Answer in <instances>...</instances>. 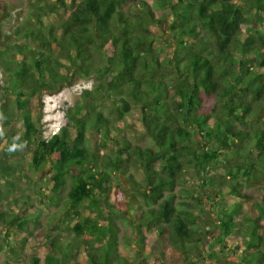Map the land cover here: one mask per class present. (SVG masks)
Returning <instances> with one entry per match:
<instances>
[{
	"label": "trees",
	"instance_id": "obj_1",
	"mask_svg": "<svg viewBox=\"0 0 264 264\" xmlns=\"http://www.w3.org/2000/svg\"><path fill=\"white\" fill-rule=\"evenodd\" d=\"M153 1L33 0L34 23L17 30L20 43L0 50V57L7 56L0 60L7 89L20 111L0 96L8 127L0 131V180L14 186L8 179L17 178L19 168L10 157L23 145L36 146L30 163L35 171L52 163L53 196L46 201L66 209L50 222L47 264H205L195 208L177 204L174 193L194 178L215 196L220 217L206 256L229 251L230 263L264 264V0ZM155 9L168 14L157 18ZM75 75L93 78L95 86L83 91L82 101L65 113L66 124L45 140L27 105ZM105 103L109 111L102 109ZM135 108L152 146L117 138ZM16 115L25 129L14 140L9 128ZM98 133L100 146L90 147V136ZM110 143L111 153L100 155ZM133 170L143 171L142 181ZM113 173L125 178L119 188L128 186L129 203L120 213L109 201ZM67 178L64 199L57 194ZM4 197L0 190V204ZM12 211L0 210L5 237L20 230L32 235L33 218ZM125 216L136 221L133 263L119 252L117 219ZM63 231L79 241H62ZM28 236L17 234L15 245L6 240L13 258L33 245ZM229 241L236 242L233 249ZM31 264H40L39 258Z\"/></svg>",
	"mask_w": 264,
	"mask_h": 264
},
{
	"label": "rangeland",
	"instance_id": "obj_2",
	"mask_svg": "<svg viewBox=\"0 0 264 264\" xmlns=\"http://www.w3.org/2000/svg\"><path fill=\"white\" fill-rule=\"evenodd\" d=\"M54 1L55 0H49V2ZM66 1L70 3L72 0ZM80 1L81 0H76V2ZM32 2L33 0H0V50H9V48L13 47L16 42L20 43L21 38L18 37L17 30L20 29V31H22L23 29H26L27 22L29 21L34 23L35 20L31 17ZM148 3L153 5L154 1L148 0ZM165 14H168L166 10L155 9V15L157 18H163ZM51 18H53V16ZM172 19V17H169L167 21L170 22ZM159 27L163 28L164 32H166V29L163 26ZM30 47L34 50L38 49V45L34 43L30 45ZM165 52L171 54L172 49L166 47ZM11 54L14 53H10V55ZM15 58L17 62L22 60V56L19 54H16ZM0 60H5L6 62L7 56L5 53L1 55ZM8 86L9 75L6 74L2 64H0V96L4 98L6 97L11 102V106L15 107L16 113L20 114L19 109L16 108V95L7 89ZM94 86L95 80L93 78H79L75 75L71 81L63 85L59 91L53 93L42 92L35 98L31 99L27 108L29 109L37 127L42 131L41 135L45 140L51 138L56 132H58L60 127H63L66 124L67 120L65 118V113L67 110L76 102L82 101L81 94L84 90H90ZM103 108L109 111L111 104L105 103L102 109ZM140 118L137 108L133 109L132 113L125 118V121L120 123L124 132H121V134L118 133L117 138L121 141L127 140L133 145L146 147L152 146V141L146 135ZM7 128L8 127L3 124V115L0 112V131L3 133ZM238 128L249 130L248 126H240ZM9 129L14 140L22 137L25 127L21 115L14 116L13 124ZM115 134L116 132H114V136ZM90 137L93 140L89 142L90 147H93L92 145L100 146L102 139L99 133ZM2 144H6V141H3ZM35 147V145H23L22 147L17 148L19 152L16 155L10 157L11 162H14V160L16 161V163L14 162L12 165L19 168V171L16 172L18 177L8 179V182H13L14 186H10L5 180H0V190L5 196L0 204V210L5 211L10 209L13 210L12 212L17 213L19 217L28 216L32 217L34 220V222L30 223L29 230L32 231V235L29 236L27 233L20 230L16 233H10L7 238L5 237V228L0 224V264H7V259L11 260V264H31V260L34 257L39 258L40 264H47L46 259L51 253V242L53 241V239L50 240L47 238V235L51 230L49 226L50 222L58 213L63 215L66 209L62 204L59 206H52L46 201V196H53L50 191L52 184L51 180L53 178L52 163L47 165L40 172L32 169L30 163L32 162ZM112 149L113 144L110 143V145H107L106 149L100 151V155H104L108 152L111 153ZM132 175H134L135 179L138 181H142L144 178V173L141 170H133ZM120 177L121 176L118 174L113 173L114 186L110 192L109 199L111 204L118 206L116 213H120V209H126V206L129 203L128 186L125 185L124 190H122L121 187H118L121 181L125 183V178ZM35 183L38 185H35ZM201 186L202 184L200 180L194 178L188 180L184 186L177 187L174 191L176 194V203L187 202L188 204H193L195 208L191 210L196 213L200 221L198 224L200 230L199 236L202 239L205 238L204 243L200 244V246L204 247L203 255L205 264H234L230 263L231 261H228V258L232 256L229 251H226L224 256L219 255V252L215 251L217 257L213 259L206 256L208 255V244L211 242L209 239H213L214 236L217 235V224L220 222V217L216 214V207L214 205V201L216 200L215 196L208 190H202ZM70 187L71 180L67 178L66 186L63 187L57 195L64 199L67 198ZM8 190H10V192ZM197 198H200L199 202H197ZM85 204H88V202L85 201ZM102 212L105 214V209H102ZM132 213H134V211H132ZM83 214H86L85 211ZM93 214L95 217L96 213ZM117 224L120 227V232L118 233L120 244L119 252L123 257L127 258L129 262L133 263L138 258V248L133 244L136 221L134 217L125 216L118 218ZM208 230H212L213 232L206 237L205 232ZM17 234L28 236L29 241H32L33 243V245L25 250L24 254H19L18 259L16 257L13 258L10 254V247L6 242V240H9L12 245H15ZM60 234L63 238L62 241L64 242H69L74 239L79 241V238L71 231H63ZM237 243L241 245L239 241ZM235 245L236 242L235 244L232 241L228 242V248L233 249ZM84 248L85 246H82L81 250L83 251ZM236 253L240 254L241 250H237ZM117 262L122 264L123 261L117 260Z\"/></svg>",
	"mask_w": 264,
	"mask_h": 264
},
{
	"label": "clouds",
	"instance_id": "obj_3",
	"mask_svg": "<svg viewBox=\"0 0 264 264\" xmlns=\"http://www.w3.org/2000/svg\"><path fill=\"white\" fill-rule=\"evenodd\" d=\"M15 147H16V145H13V149H11V150H14V149H15Z\"/></svg>",
	"mask_w": 264,
	"mask_h": 264
}]
</instances>
